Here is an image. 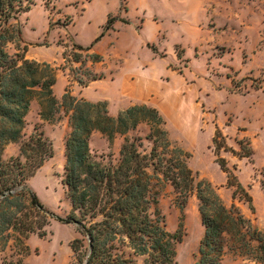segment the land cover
<instances>
[{"label": "rangeland", "instance_id": "rangeland-1", "mask_svg": "<svg viewBox=\"0 0 264 264\" xmlns=\"http://www.w3.org/2000/svg\"><path fill=\"white\" fill-rule=\"evenodd\" d=\"M11 24L23 31L27 59L56 68L58 100L69 89L78 99L105 102L111 116L135 104L157 108L173 145L190 155L188 166L213 184L226 207L235 204L264 233V0H35ZM78 45L91 50L80 51ZM6 51L14 55L16 48L9 43ZM74 54L81 56L80 62H74ZM216 127L239 154L221 152L252 196L254 211L249 203L232 198L233 188L215 162ZM36 128L52 142L54 156L28 185L55 216L46 237L30 236L31 255L25 264H70V242L79 235L74 225L63 222L72 213L62 184L67 116L61 112L55 122H44L33 102L20 142L6 146L2 159L17 157L20 143ZM146 133L140 127L130 135L144 138ZM143 143L150 152L151 143ZM122 144V137L110 145L98 132L89 141L102 165L119 162ZM154 190L166 228L175 233L181 216L175 192L169 184ZM198 206L194 195L184 209L178 264L196 262L204 236ZM16 259L11 241L0 264ZM222 263L258 264L227 248Z\"/></svg>", "mask_w": 264, "mask_h": 264}, {"label": "trees", "instance_id": "trees-1", "mask_svg": "<svg viewBox=\"0 0 264 264\" xmlns=\"http://www.w3.org/2000/svg\"><path fill=\"white\" fill-rule=\"evenodd\" d=\"M34 4L35 0H0V254L12 241L17 257L3 264H25L31 255L27 244L30 236L46 237V228L55 216L28 185L54 156L53 144L45 133L36 128L20 143L17 157L2 159L6 146L20 142L33 102L38 104L44 122H55L61 112L68 118L62 184L72 213L63 222L74 225L79 235L70 242V264H137V258L142 264H178L177 246L185 234L184 209L194 195L204 227L195 264H223L226 248L264 264V233L254 228L235 204L226 207L213 184L200 179L188 166L190 155L173 145L157 108L135 104L111 116L105 102L78 99L69 89L58 100L54 93L56 68L27 59L23 31L11 24ZM9 43L16 48L14 55L6 51ZM74 55V62H80L81 56ZM94 56L97 63L99 56ZM140 127L147 129L144 138L130 135ZM95 132L110 145L117 136L123 138L116 165L95 160L89 145ZM144 140L151 143L150 152L145 150ZM239 145L243 150V143ZM212 147L227 186L233 188L232 198L249 203L254 211L252 196L221 156L222 151L239 154L227 145L219 127L215 128ZM240 156L249 157L250 153ZM167 184L175 192L181 213L175 233L166 228L154 190ZM262 189L264 192V184Z\"/></svg>", "mask_w": 264, "mask_h": 264}, {"label": "crops", "instance_id": "crops-1", "mask_svg": "<svg viewBox=\"0 0 264 264\" xmlns=\"http://www.w3.org/2000/svg\"><path fill=\"white\" fill-rule=\"evenodd\" d=\"M55 86H56V85H55ZM10 145H13V144H9V146H10ZM7 147H8V146H7Z\"/></svg>", "mask_w": 264, "mask_h": 264}]
</instances>
